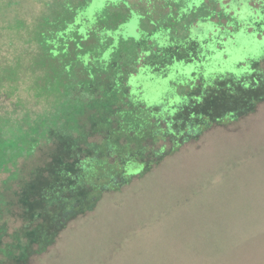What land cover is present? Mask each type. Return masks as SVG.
Here are the masks:
<instances>
[{
	"label": "trees",
	"instance_id": "trees-1",
	"mask_svg": "<svg viewBox=\"0 0 264 264\" xmlns=\"http://www.w3.org/2000/svg\"><path fill=\"white\" fill-rule=\"evenodd\" d=\"M96 1L0 8V264H45L106 194L264 106V58L213 73L245 35L264 42V0H122L90 18ZM210 264H264V232Z\"/></svg>",
	"mask_w": 264,
	"mask_h": 264
},
{
	"label": "rangeland",
	"instance_id": "rangeland-1",
	"mask_svg": "<svg viewBox=\"0 0 264 264\" xmlns=\"http://www.w3.org/2000/svg\"><path fill=\"white\" fill-rule=\"evenodd\" d=\"M121 1L97 0L88 16L95 18L109 3ZM63 2L0 0V8L9 5L15 13L43 16L50 14L54 3L61 7ZM244 38L243 47L231 52L229 63L215 66L213 73L236 71L241 62L264 58V42L253 47L255 37ZM248 38L253 40L249 43ZM143 81L140 78L138 85ZM166 84L161 83L163 88ZM153 87L154 83L146 85L149 104L158 100L151 93ZM261 232L264 106L239 124L216 128L129 186L106 194L94 212L68 227L44 263L210 264Z\"/></svg>",
	"mask_w": 264,
	"mask_h": 264
},
{
	"label": "flooded vegetation",
	"instance_id": "flooded-vegetation-1",
	"mask_svg": "<svg viewBox=\"0 0 264 264\" xmlns=\"http://www.w3.org/2000/svg\"><path fill=\"white\" fill-rule=\"evenodd\" d=\"M175 1H177V2H178L179 0H172V3H177V2H175Z\"/></svg>",
	"mask_w": 264,
	"mask_h": 264
}]
</instances>
